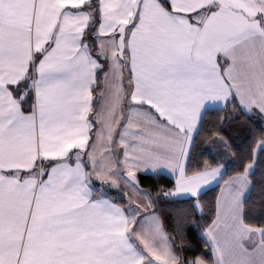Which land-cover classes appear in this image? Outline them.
<instances>
[{
    "label": "snow or ice",
    "instance_id": "6c2138e0",
    "mask_svg": "<svg viewBox=\"0 0 264 264\" xmlns=\"http://www.w3.org/2000/svg\"><path fill=\"white\" fill-rule=\"evenodd\" d=\"M0 264H264V0H0Z\"/></svg>",
    "mask_w": 264,
    "mask_h": 264
},
{
    "label": "trees",
    "instance_id": "16d2710c",
    "mask_svg": "<svg viewBox=\"0 0 264 264\" xmlns=\"http://www.w3.org/2000/svg\"><path fill=\"white\" fill-rule=\"evenodd\" d=\"M225 131L235 139V142L238 145H242L244 136L247 133V129L242 128L241 125H231L228 128H226ZM201 147L202 148L208 147V145H202ZM159 182L160 183H167L168 180H167V178H165V179H161ZM146 183L151 184V183H153V181L151 179H149L148 181H146ZM216 194H218V188L216 186L213 188H210V190H207V195L204 198L205 201L207 202V201L213 200V198L215 197ZM258 196H259V190L258 189L254 190L252 193L253 201L257 200ZM206 214H207V210H206Z\"/></svg>",
    "mask_w": 264,
    "mask_h": 264
},
{
    "label": "crops",
    "instance_id": "0c3cea01",
    "mask_svg": "<svg viewBox=\"0 0 264 264\" xmlns=\"http://www.w3.org/2000/svg\"><path fill=\"white\" fill-rule=\"evenodd\" d=\"M216 185H212L211 188L215 187Z\"/></svg>",
    "mask_w": 264,
    "mask_h": 264
}]
</instances>
